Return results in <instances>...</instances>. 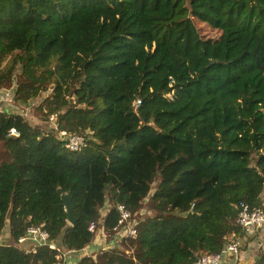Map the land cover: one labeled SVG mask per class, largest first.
<instances>
[{"label": "trees", "instance_id": "1", "mask_svg": "<svg viewBox=\"0 0 264 264\" xmlns=\"http://www.w3.org/2000/svg\"><path fill=\"white\" fill-rule=\"evenodd\" d=\"M0 103V264H60L100 230L77 264H192L259 237L236 218L264 199V0H0ZM118 204L133 239L112 235ZM31 226L56 249L18 244Z\"/></svg>", "mask_w": 264, "mask_h": 264}, {"label": "built area", "instance_id": "2", "mask_svg": "<svg viewBox=\"0 0 264 264\" xmlns=\"http://www.w3.org/2000/svg\"><path fill=\"white\" fill-rule=\"evenodd\" d=\"M139 101L135 102V105H139ZM47 122L51 126L52 130H56V137L63 142V146L70 152L79 151L85 145V137L81 134L68 133L66 131H60L56 125V114L51 113L47 117ZM8 136H18L15 129H11ZM116 209L119 213V219L116 226L112 230V235L115 239L136 237V226L138 221H134L131 218L130 212L124 205H116ZM105 214L107 210H104ZM104 214V215H105ZM103 215V216H104ZM237 225L243 230L246 236H252L257 232L264 233V199L257 206L250 207L246 203H240L238 205V213L236 218ZM90 233L96 231V224L91 223L88 227ZM98 236L105 240L109 237L108 233L100 230ZM32 242V247L29 249L31 252H35L36 247L46 245L49 249L55 250V244L49 241L47 232L39 227H27L25 234L20 236L17 240L18 244H23L25 241ZM246 238H230L224 248L216 254L202 255L192 264H242V249ZM28 251V250H27ZM84 254V256H93L85 248L80 251L70 250L66 254ZM62 264V263H60Z\"/></svg>", "mask_w": 264, "mask_h": 264}, {"label": "rangeland", "instance_id": "3", "mask_svg": "<svg viewBox=\"0 0 264 264\" xmlns=\"http://www.w3.org/2000/svg\"><path fill=\"white\" fill-rule=\"evenodd\" d=\"M203 29V34L204 35H208L210 37L208 38H216L214 37V35L216 36V34L210 32L208 29L206 28H202ZM1 109V108H0ZM3 110V108H2ZM46 117L47 116H43V115H40L35 109L33 110H28V113L26 115V119L32 124L34 125L35 127L37 128H40L42 129L43 131H51L52 128L51 126L48 124L47 120H46ZM145 211L143 210V213ZM105 214L104 212V209L101 211L100 215H101V218L103 217V215ZM98 234H100V232H98ZM257 239V240H256ZM247 239L245 244L243 245V249H242V252H248V256H250V259L249 261H252L254 259L255 256H258L259 254L263 253L264 252V235L263 237H259V238H255V239ZM248 242H253L251 245H247ZM95 244V243H92V244H89L85 247V250H89L90 248H92V245ZM80 259L81 257H84V254H79L78 256ZM78 260H76V262L74 261L73 264H77ZM243 262V261H242ZM248 261L245 260V264L247 263ZM244 263V262H243ZM251 262H248L247 264H250Z\"/></svg>", "mask_w": 264, "mask_h": 264}, {"label": "crops", "instance_id": "4", "mask_svg": "<svg viewBox=\"0 0 264 264\" xmlns=\"http://www.w3.org/2000/svg\"><path fill=\"white\" fill-rule=\"evenodd\" d=\"M5 94V93H4ZM6 96V94L4 95V97ZM0 104H2V103H0ZM3 106H6V105H4V104H2ZM6 108H9L8 106H6ZM10 110H13L12 108L10 109ZM101 233V232H100ZM255 234H258L259 235V237H263V234H261V233H255ZM254 234V235H255ZM100 235V234H99ZM259 237H255V238H259ZM255 238H253V239H255ZM252 239V240H253ZM8 240H9V235H8V231H7V229H5V232L3 233V235L0 237V244H5V243H7L8 242ZM257 240V239H256ZM250 241V240H249ZM245 242H246V240H245ZM92 243H95V244H93L92 245V248H90L89 250H87L89 253H92V255L94 256V254L96 253V251L99 249V248H101V246H102V244L104 243V240H102L99 236H97L95 239H94V241L92 242ZM91 243V244H92ZM253 242H248L247 243V245L249 246V245H251ZM245 244V243H244ZM79 254H80V252H79ZM79 254H66L64 257H63V259H62V261H61V263L62 264H73V262L75 261L76 262V260H78V256H79ZM248 252H242V254H241V257H242V261L244 262H242V264H245V260H247L248 262H251L250 264H254L255 262H256V260H257V257L258 256H255L254 257V259L252 260V261H249V259H250V256H248ZM247 262V263H248ZM246 263V264H247Z\"/></svg>", "mask_w": 264, "mask_h": 264}, {"label": "water", "instance_id": "5", "mask_svg": "<svg viewBox=\"0 0 264 264\" xmlns=\"http://www.w3.org/2000/svg\"><path fill=\"white\" fill-rule=\"evenodd\" d=\"M213 63L214 62L211 61V64H213ZM63 201H64L66 212L68 213L67 222H68L69 225H72L75 222V217H74V214H73V211H72L71 201H70V199L67 196H65L63 198Z\"/></svg>", "mask_w": 264, "mask_h": 264}]
</instances>
